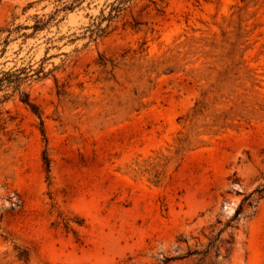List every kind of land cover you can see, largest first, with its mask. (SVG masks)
<instances>
[{
	"label": "rangeland",
	"instance_id": "rangeland-1",
	"mask_svg": "<svg viewBox=\"0 0 264 264\" xmlns=\"http://www.w3.org/2000/svg\"><path fill=\"white\" fill-rule=\"evenodd\" d=\"M62 1L0 0L36 105L0 91V264H196L211 239L202 264H264V0H131L92 37L111 0Z\"/></svg>",
	"mask_w": 264,
	"mask_h": 264
},
{
	"label": "trees",
	"instance_id": "trees-1",
	"mask_svg": "<svg viewBox=\"0 0 264 264\" xmlns=\"http://www.w3.org/2000/svg\"><path fill=\"white\" fill-rule=\"evenodd\" d=\"M60 1V0H59ZM62 1V0H61ZM84 0H71L68 2L67 0L63 2V9H73L77 4L82 3ZM131 0H111L106 3V7L109 8L107 14H105L104 10H102L101 14L96 16L94 22L90 26L89 30L91 31V37L96 35H101L107 31V28L110 26V23L121 13V11L125 8V5ZM60 8H57L59 11ZM38 17V14H36ZM54 17V14H49V16L43 15L36 19L35 23L31 25L34 31H38L40 29L45 28L49 25L51 19ZM107 20L109 23L106 26H102V21ZM25 73V74H23ZM33 73H29L26 71V68H17L15 70H0V91L12 89L13 92L20 91L21 92V100L30 105L34 110H36V105L32 101L30 94L26 90H21L22 84L27 81L30 77H32ZM11 95V94H10ZM9 97L8 94H4L0 96V105L3 101H5ZM0 122H2V118L0 117ZM48 166V162H47ZM243 210L242 204L238 207L235 212L234 217L226 223V226L231 225V222L238 219L239 215ZM215 239H211L203 250H196L193 253L201 254L202 256L199 258L196 264H202V261H205V258L210 252V249L214 245Z\"/></svg>",
	"mask_w": 264,
	"mask_h": 264
}]
</instances>
